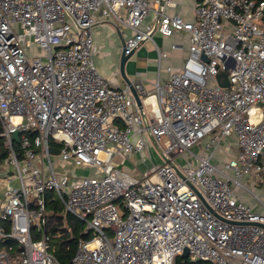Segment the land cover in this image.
Returning <instances> with one entry per match:
<instances>
[{
    "label": "built area",
    "instance_id": "1",
    "mask_svg": "<svg viewBox=\"0 0 264 264\" xmlns=\"http://www.w3.org/2000/svg\"><path fill=\"white\" fill-rule=\"evenodd\" d=\"M172 6L0 0V125L8 151L0 164V238L14 241L0 249V264H175L185 249L187 258L210 264H264V228L256 225L264 224V203L253 190L264 184V2L199 0L192 19L167 13ZM101 21L130 31L125 55L153 43L154 32L187 33L186 58L178 69L167 66L163 81L157 73L153 92L138 79L116 86L93 62L92 28ZM157 51L160 67L166 53ZM220 73L228 86H220ZM130 86L155 142L183 177L164 160L140 175L114 162L150 153ZM180 155L185 164L176 163ZM57 162L94 171L69 176ZM49 193L90 234L68 263L49 251ZM239 221L251 224L232 223Z\"/></svg>",
    "mask_w": 264,
    "mask_h": 264
},
{
    "label": "crops",
    "instance_id": "2",
    "mask_svg": "<svg viewBox=\"0 0 264 264\" xmlns=\"http://www.w3.org/2000/svg\"><path fill=\"white\" fill-rule=\"evenodd\" d=\"M172 1L175 2V6L166 8L167 13L169 14L177 13L185 19L193 18L195 7L199 0H172ZM129 35H130V31L127 28L116 27L115 24L109 21L98 22L92 28V37L95 47V52L93 55L94 65L104 78L108 79L112 84L116 86L130 84L125 82L124 78L119 72V62L123 51L124 40ZM188 37L189 35L184 32H176L172 36H168V37H163L158 32H154L153 34L154 42L153 43L150 41L143 42L135 50V52L127 59V61L130 58L133 59L141 58L142 60V66L136 72L137 73L136 76L133 75L131 71H129L128 74H126L125 71V75L129 80V82L137 79L141 80L144 89L146 91L153 92L152 84L156 79L157 73H159L160 80L163 81L167 76V72H166L167 66H171L174 69L180 68L181 63L185 60L187 55V48L189 45ZM157 47L161 51L166 53V56L161 59L160 67H158V63H157V59H158ZM153 99L154 98L151 97L150 101ZM230 141L233 142V144L231 143V153L235 154L236 146H234V139H231ZM144 156H145L144 152L135 153L129 157L116 156L114 158V162L124 171L130 172L133 175H137L138 173H142L143 171H145L148 168L147 166H150L148 160L145 161L143 160ZM125 161L127 162V164L122 166V164ZM159 162L162 163V161ZM132 167H134V170H136L135 172L130 170V168ZM93 171L92 168L88 167L87 174ZM253 190L258 194V196H260L263 202L264 184L260 183L259 186L255 185L253 187ZM247 202L249 203V205L251 206L254 212L256 213L262 212L263 209L259 202L251 199H248Z\"/></svg>",
    "mask_w": 264,
    "mask_h": 264
},
{
    "label": "trees",
    "instance_id": "3",
    "mask_svg": "<svg viewBox=\"0 0 264 264\" xmlns=\"http://www.w3.org/2000/svg\"><path fill=\"white\" fill-rule=\"evenodd\" d=\"M256 3L264 2V0H254ZM2 129L0 125V164L8 155L5 140L1 135ZM47 211L48 224L47 234L49 235L50 253L61 263H68L74 256L79 239H87L90 234L86 232L83 221L68 214H62L61 204L54 198V194L47 195ZM10 238H0V249L7 244H13ZM203 263L205 261L198 260L196 262L187 260L178 256L175 264Z\"/></svg>",
    "mask_w": 264,
    "mask_h": 264
},
{
    "label": "water",
    "instance_id": "4",
    "mask_svg": "<svg viewBox=\"0 0 264 264\" xmlns=\"http://www.w3.org/2000/svg\"><path fill=\"white\" fill-rule=\"evenodd\" d=\"M133 53H130L128 55H125L122 51V54H121V57H120V62H119V72L120 74L122 75V77L124 78L125 82L126 83H130L129 80L127 79L126 75H125V63L127 61V59L132 55ZM217 80L219 81V84L220 86H228L229 83L227 81V76H226V73H220L219 75H217ZM130 90L133 94V97L137 103V105L139 106V110H140V113H141V116H142V120H143V123H144V126L146 127V134H147V138L149 139V142L154 146V148L157 150L158 154L161 156V158L165 161V163H167L168 165H170L181 177L182 174L179 172V170H177L176 166L173 164V162H171L169 160V158L163 153V151L161 150V148L159 147V145L155 142V139L154 137L152 136L149 128H148V122H147V119H146V116H145V113H144V109H143V106H142V103H141V100L139 98V95L136 93V91L133 89L132 86H130ZM12 139L14 141H18L19 139V132H15L13 135H12ZM49 151L52 153V154H58L59 153V150L58 149H54L52 147L49 148ZM188 185L195 191V193L197 194V196L203 201L204 205L211 211V208L208 206V204L205 202L204 198L202 197L201 193L196 189L194 188L190 183H188ZM218 218H220L221 220L223 221H227L225 220L224 218H222L221 216H218ZM232 223H237V224H251L249 222H232ZM256 225L264 228V224H261V223H257ZM181 257L182 258H187L188 257V250H184V252L181 254Z\"/></svg>",
    "mask_w": 264,
    "mask_h": 264
},
{
    "label": "rangeland",
    "instance_id": "5",
    "mask_svg": "<svg viewBox=\"0 0 264 264\" xmlns=\"http://www.w3.org/2000/svg\"><path fill=\"white\" fill-rule=\"evenodd\" d=\"M182 63H181V66H182ZM141 66H142L141 58H139V59L130 58L127 61L126 66H125L126 74H128L129 71H131V73L136 76V74H137L136 72L140 69ZM146 145H147V148H148V150L150 152L149 153L150 156H148L149 154H148V152L145 149L144 150L145 156H144L143 160L144 161L148 160V162L150 163V166H147L148 168L151 167L153 164L156 165V164L160 163L159 161H163L161 156L158 154L157 150L149 142L148 138L146 139ZM193 151H196V149H193ZM226 157L230 158L231 156L227 155ZM53 159H57V157H54ZM153 161H155V162H153ZM186 161H187L186 155H180V156H178V158L176 160V163L178 165H182V164H185ZM57 163L58 164H55V168L57 169V171L58 172H66L69 176L82 177V176H85L88 173V168H73V167H69V166H66V165L62 164L61 162H57ZM125 164H127L126 161L122 164V166H124ZM128 164H129V162H128ZM130 170H132L134 172L136 171V170H134V167L130 168ZM92 171H93V169H92ZM137 175H140V173H138ZM263 202H264V200H263ZM184 259H187V260H190V261H193V262L198 261V260H191L190 258H184ZM190 264H210V263L205 261L203 263H198L197 262V263H190Z\"/></svg>",
    "mask_w": 264,
    "mask_h": 264
}]
</instances>
